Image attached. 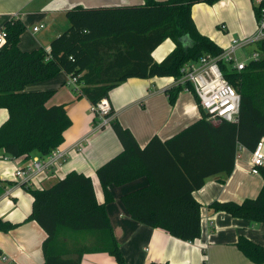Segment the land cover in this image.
Segmentation results:
<instances>
[{
  "label": "trees",
  "instance_id": "obj_1",
  "mask_svg": "<svg viewBox=\"0 0 264 264\" xmlns=\"http://www.w3.org/2000/svg\"><path fill=\"white\" fill-rule=\"evenodd\" d=\"M219 1L76 5L66 12L69 28L52 40L49 50H22L20 40L26 25L21 20L7 21V42L0 49V109H7L9 117L0 125V151L13 159L46 157L65 142V133L73 124L67 106H48L55 91H27L32 83L51 79L62 71L79 76L80 92L94 106L103 98L109 99L110 92L131 77L178 79L186 63L205 54L221 55L225 48L203 34L193 17L195 4ZM255 13L259 15L258 10ZM167 39L174 41L175 48L162 61H155L154 50ZM256 50L261 57H252L243 70L222 65L225 76L241 94L238 122L209 121L192 85L190 91L197 96L203 117L168 140L155 135L142 147L130 128L116 117L111 119L123 151L97 170L106 193L104 203L97 199L93 178L80 171H70L48 188L22 185L33 196L28 219L35 220L47 233L42 245L44 264H82L87 252L108 253L117 264H141L125 258L106 205L113 200L108 193L110 185L120 186L142 177L148 179L146 186L121 197L129 214L182 240L195 242L201 237L202 204L194 191L211 176L231 175L239 147L253 151L264 137V39L257 43ZM170 90L174 103L184 86L174 85ZM100 122L95 112L93 123ZM258 175L264 180V166ZM3 191L0 186V195ZM211 208L264 223V184L254 198L242 203L215 201ZM18 225L0 217L2 232ZM65 230L94 231L98 236L92 246H70L62 239ZM235 245L250 261L264 264V245L246 235H240Z\"/></svg>",
  "mask_w": 264,
  "mask_h": 264
},
{
  "label": "crops",
  "instance_id": "obj_2",
  "mask_svg": "<svg viewBox=\"0 0 264 264\" xmlns=\"http://www.w3.org/2000/svg\"><path fill=\"white\" fill-rule=\"evenodd\" d=\"M145 1L0 0V28H5L9 20H21L27 29L21 36L20 48L24 51L41 47L49 50L52 40L70 26L66 14L68 9L76 5L115 6L141 4ZM255 8L253 0H220L213 5L201 2L193 6V17L203 34L226 46L227 43L223 42L226 36L215 35L208 24V18L198 15L197 12L205 11L210 14L219 10V17H223L222 23L227 25V29L223 31H235L239 37L244 38L256 31ZM41 25L44 27L38 31L34 30ZM174 48L172 39L165 40L154 50V60L162 61ZM69 75L62 71L51 79L26 87V90L31 92L54 90L55 94L48 106L65 104L73 120L72 126L65 133V142L60 147L67 150L65 160L49 172L36 176L29 187L48 188L70 171H80L93 178L97 199L104 203L106 193L97 170L121 153L123 145L110 123L95 127L93 104L68 84ZM174 82L172 76L131 77L110 92L109 101L115 109L114 117L132 130L142 147L155 135L168 140L203 117L197 96L192 91H181L174 103L171 102L170 89L175 85ZM183 92L192 94L193 100L190 97L191 100L187 99V104L183 103ZM8 117V110L0 109V125ZM239 154L231 175L211 176L201 189L194 191V196L202 204V235L195 242L176 238L163 229L140 223L129 214L121 197L146 186L147 177L120 186L110 185L108 193L112 195L113 200L106 205L107 212L127 261L141 264H256L250 261L235 243L240 235H246L264 245V223L235 218L225 211H215L211 208L215 201L242 203L245 199L254 198L259 194L264 180L261 175L249 171L252 151L244 148ZM4 156V151H0V186L4 187L0 195V217L19 225L9 232L0 231V264H44L42 245L47 233L35 220L28 219L32 212L33 196L15 179L7 178L5 171L10 173L16 167L28 165L35 158L46 157L34 155L29 159L21 157L5 160ZM8 191L10 192L7 193ZM97 236L98 233L95 232L93 235L68 231L62 233V239L70 246L86 243L94 245ZM4 256L7 259H4ZM82 264H117V261L105 252H87L83 256Z\"/></svg>",
  "mask_w": 264,
  "mask_h": 264
},
{
  "label": "built area",
  "instance_id": "obj_3",
  "mask_svg": "<svg viewBox=\"0 0 264 264\" xmlns=\"http://www.w3.org/2000/svg\"><path fill=\"white\" fill-rule=\"evenodd\" d=\"M253 1L256 10L259 11V15L256 16L257 27L252 35L243 39L234 38L231 46L228 49L225 48V51L219 56L205 54L197 61L186 63L181 69V76L178 79L174 78L175 86L183 85L186 91H190L192 89L191 85L193 86L200 98L202 107L209 116L208 120L211 122H214L213 120L239 121L241 94L225 76L222 65L226 64V66L238 71L243 70L247 66V63L238 60L236 56L237 50L244 45L257 44L264 39V0ZM42 27L44 25L35 27L34 30L38 31ZM221 29H227V25L222 23ZM7 37L5 28H0V49L6 44ZM252 57L260 58L261 56L255 50ZM68 84L72 85L77 91H80L79 76L69 75ZM93 111L98 113L101 119V122L95 125V127L109 124L115 116V114L111 115L112 105L108 98H103L97 105H94ZM242 149L244 147L240 146L237 156H240L239 152ZM66 155L67 150L61 148L55 149L45 159L35 158L28 165L16 167L10 173L5 171L6 177H12L21 186H30L36 176L47 173L53 167L59 166L65 160ZM3 158L7 160L11 157L4 156ZM262 166H264V137L252 151L249 171L252 174L258 175ZM3 258L7 259L6 256ZM201 264H206V262Z\"/></svg>",
  "mask_w": 264,
  "mask_h": 264
},
{
  "label": "rangeland",
  "instance_id": "obj_4",
  "mask_svg": "<svg viewBox=\"0 0 264 264\" xmlns=\"http://www.w3.org/2000/svg\"><path fill=\"white\" fill-rule=\"evenodd\" d=\"M213 10H216V9H213ZM197 13H198V15L200 14V15L204 16L205 18H208V24H209L210 28L212 29V31L215 35L220 34L221 36L222 35L226 36V38L223 39V42L227 43L226 46H223L224 48L228 49L231 46L232 40L234 38L243 39V37H239V35L235 31H232V33H225V31H223V29L220 28V26L222 25V22H223V17L222 16L219 17V15L221 14V12L219 10H218V12H211L210 14L205 12V11L204 12H197ZM238 20H241V19H238ZM255 49H256L255 43L244 45L237 50L236 56H237L239 61H244V62L248 63L252 59V56H253ZM157 56H158V54H157ZM183 94H185L184 99H183V103L187 104L189 102L187 99L191 100V98H192V100H193L192 94L185 93V92H183ZM213 121L214 122H220L219 120H213ZM65 231H68V233L76 232L79 234H81V233H92V235L94 233L92 231H73V230H65ZM84 245L92 246L93 244L92 243H86Z\"/></svg>",
  "mask_w": 264,
  "mask_h": 264
}]
</instances>
